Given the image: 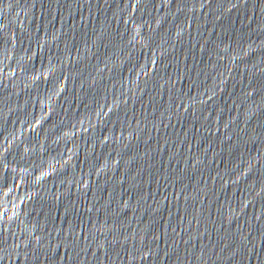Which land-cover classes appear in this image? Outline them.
Masks as SVG:
<instances>
[{"label": "water", "instance_id": "obj_1", "mask_svg": "<svg viewBox=\"0 0 264 264\" xmlns=\"http://www.w3.org/2000/svg\"><path fill=\"white\" fill-rule=\"evenodd\" d=\"M0 264H264V0H0Z\"/></svg>", "mask_w": 264, "mask_h": 264}]
</instances>
